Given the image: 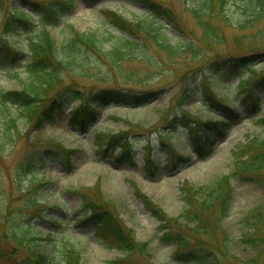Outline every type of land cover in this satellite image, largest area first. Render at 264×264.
<instances>
[{"label":"rangeland","instance_id":"374dc122","mask_svg":"<svg viewBox=\"0 0 264 264\" xmlns=\"http://www.w3.org/2000/svg\"><path fill=\"white\" fill-rule=\"evenodd\" d=\"M159 1L171 8L180 26L192 34L196 45L210 53L211 50L198 39L203 32L188 11L190 0ZM143 4L139 0H74L62 27L55 26L52 32L61 40L71 28L79 32L94 31L104 41L103 46L120 44L115 35L119 31L113 25H106L109 16H105L103 11L112 10L129 19H145ZM228 4L233 6L231 0ZM0 10L1 33V19L10 13V0H3ZM214 23L222 28L225 37L223 42L211 43L213 49L219 51L234 49L236 38L248 36L261 25L240 29L236 25L223 26L218 19ZM11 40L18 46H25L24 34ZM249 40L246 39V42ZM149 46L156 66L146 57L136 58V53L115 62L94 57L91 62L82 65L83 72L80 74L62 65L61 81L67 84L73 78L91 89L125 83H130L133 88H150L159 83L165 89L158 98H152L138 107L94 104L98 108L96 119L85 132L69 121L70 108L55 109L54 118L43 120L40 125L33 120L26 122L22 115H18L14 131L16 139L0 152V232L4 224L9 232L12 230L21 234L28 230L41 246H51L52 254L63 243L73 245L79 250L82 264H196L179 261L174 254L178 249L199 245L213 251L214 257L222 264H264V185L233 178L229 187L224 183V178L233 170L234 152L252 138L261 136L263 126L254 119H242L230 126L212 153L204 159H199L188 146L186 126L178 127L164 138L171 146L164 143L160 133H170L171 122L183 124L189 113L198 114L200 120L215 119L219 117V112L212 113L213 105L206 109L204 105L208 101L203 100L201 87L193 89L192 80L181 83L168 75L178 65L181 71L187 68L185 62L191 61L189 53H179L176 56L177 65L171 66L158 58L160 55L165 58V50ZM23 55H19L20 59L26 58ZM196 61L193 60L191 65L194 66ZM136 73L141 81L136 79ZM24 75L20 73L19 78H24ZM0 76L5 87H20L19 78ZM199 77L196 72L195 78ZM232 80L235 78L228 73H223L221 77L215 75L210 88L218 96L227 98L234 86L223 83ZM185 88L190 96L183 99L182 90ZM196 91H199L197 96ZM238 103L237 96L228 104L237 106ZM46 107L40 105L38 109ZM108 132L115 134L117 141L121 138L128 140L133 163L116 160L115 156L121 150L117 143L106 145L105 153L96 149V136L107 135ZM48 140L56 141V145L55 142L45 145ZM63 150L70 151L69 164L61 161L64 159ZM42 151L43 165L39 164V153ZM148 161L154 168H149ZM26 162L39 164L34 171L33 183H45L40 192L44 198L30 188L25 189L30 174L17 173V169ZM95 184L125 227L132 230L136 241L146 244L142 251L128 253L110 247L95 234L92 225L76 222L82 211L73 210L80 199L76 190L91 192ZM183 185L198 190L191 187L185 190L194 192L193 199L190 195L185 197ZM137 192L164 211L165 223L151 214ZM185 198L190 199V204ZM221 200L225 201L223 208H226L222 215L218 211ZM48 214L58 222L52 225L46 217ZM161 224L168 228H162ZM165 232L177 234L185 246L178 247L173 239L165 238ZM2 239L12 243L11 238L3 237L1 233L0 244Z\"/></svg>","mask_w":264,"mask_h":264},{"label":"trees","instance_id":"16d2710c","mask_svg":"<svg viewBox=\"0 0 264 264\" xmlns=\"http://www.w3.org/2000/svg\"><path fill=\"white\" fill-rule=\"evenodd\" d=\"M190 0L188 11L192 15L196 25L202 30L199 37L204 46L211 50L210 53L197 46L192 34L182 26L180 27L177 18L169 8L160 6L157 0H146L149 7L148 15L152 20H128L110 10H104L105 16H109L110 23L126 33L121 35L116 33L120 44L103 46V40L94 31L79 32L71 28V33L64 36L63 41L57 40L52 35L51 28L59 25L64 20L66 13L72 9L74 0H12L10 5L11 15L4 18L1 26L3 32L0 33V75L4 78H14L17 80L20 73H25L24 78H19L20 87L7 88L1 82L0 76V152L7 144L15 141V130L18 125L19 114L25 121H35L40 125L43 120L54 118V110L70 106L71 112L69 121L79 126L83 132L95 121L98 108L94 104L101 106L107 104L124 105L128 107H138L152 98H158L164 93L163 84L156 83L150 88H133L130 83L124 85H106L91 89L71 78L68 83H62L60 67L65 66L76 74L82 73V65L91 62L94 57L108 59L115 62L127 56L146 57L151 64L155 65L150 46H156L158 50H165V58L162 61L168 65H177L179 53H189L191 61L185 62V68L181 71L180 66L171 69L168 75L176 78L181 83L192 80L191 86L194 90L201 87L203 100L208 101L204 105L206 109L213 107L212 113L216 111L218 118H206L200 120L198 114L187 115L182 123L188 126V143L199 159L209 156L214 150L215 144L221 140L229 127L244 117H253L263 126L261 136L251 139L249 142L239 146L234 152V166L231 174L226 176L224 183L229 187L230 179L241 181H252L264 185V0ZM3 0H0V7ZM29 10V12L26 11ZM165 16L174 26L177 34L170 32L174 42L167 40L168 35L161 31L162 22L158 16ZM32 18H35L32 21ZM218 21L223 26L236 25L240 29L254 28L255 31L248 36L241 35L236 38L234 49L219 51L213 49L212 42H223L225 37L222 28L214 23ZM25 35V46H18L14 37ZM136 35V37H135ZM12 38H11V37ZM174 37V38H173ZM251 37V38H250ZM246 39H250L246 42ZM131 45V46H130ZM23 53L25 59H20ZM193 60H197L194 66ZM159 63V61H156ZM179 64V63H178ZM198 72L200 77L195 78ZM223 73H228L236 78L237 82L231 95L227 98L218 96L210 88L213 77H221ZM130 79V78H129ZM136 79L139 80L136 73ZM141 81V80H139ZM204 83V86H203ZM232 87L234 80L223 83ZM183 99L190 96L188 89L182 90ZM240 94L239 106L237 108L228 104L231 99ZM199 91L195 92V96ZM77 101V102H75ZM204 103L203 101H201ZM40 105L47 106L38 109ZM202 105V104H201ZM58 108V109H57ZM59 111V110H58ZM216 114V113H215ZM170 124V134H173L178 125ZM198 131V132H197ZM162 139L168 132H161ZM110 132L107 135L96 136V149L101 153L106 152V145L117 143L120 146V153L115 156L117 161H128L133 163L130 156L131 146L128 140L121 138ZM56 141L48 140L46 144ZM171 146L170 142L164 140ZM59 145V144H58ZM246 149L245 151H243ZM63 164H69V150H63ZM2 153H0L1 155ZM42 165L43 151L39 153ZM149 168H154L153 164L147 162ZM36 163L26 162L19 166L17 173L30 174L29 184H25V189L30 188L36 191L40 198L42 182L33 183ZM190 185H183L185 197L190 195L194 198V192L187 188ZM95 189V190H94ZM198 191L197 189H194ZM79 200L75 210L81 209V216L76 220L78 224L89 223L98 235L110 247L122 249L128 253L142 251L144 242H137L131 229L125 227L121 219L115 213L111 203L104 200L99 192L98 185L95 184L93 191L86 192L76 190ZM146 208L158 220L166 222V216L162 209L152 203L144 194L137 192ZM227 194V192H225ZM190 204V199L185 198ZM63 201V200H62ZM225 201L220 202L221 208L218 211L222 215L226 208H223ZM251 214V212H250ZM249 214V215H250ZM248 215V217H249ZM52 225L58 221L54 220L51 214L46 215ZM162 228L165 227L161 224ZM27 228V227H26ZM3 237L12 239V243L3 240L0 244V264H82L79 250L73 245L62 244L61 247L52 254L51 246H41L36 240V236L23 231L21 234L15 231H7L5 224L1 228L0 234ZM165 238H171L179 244L178 247L185 246V242H180L177 234L165 232ZM47 239L50 237L46 236ZM181 248V249H182ZM175 259L182 262H193L196 264H222L216 259L208 247L202 245L191 249H178L174 254Z\"/></svg>","mask_w":264,"mask_h":264}]
</instances>
